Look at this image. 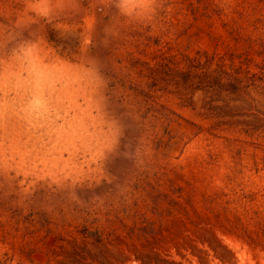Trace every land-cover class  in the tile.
<instances>
[{
	"label": "rangeland",
	"instance_id": "rangeland-1",
	"mask_svg": "<svg viewBox=\"0 0 264 264\" xmlns=\"http://www.w3.org/2000/svg\"><path fill=\"white\" fill-rule=\"evenodd\" d=\"M0 264H264V0H0Z\"/></svg>",
	"mask_w": 264,
	"mask_h": 264
}]
</instances>
